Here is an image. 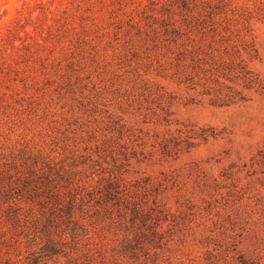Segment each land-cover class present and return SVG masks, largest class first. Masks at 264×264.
<instances>
[{
    "label": "rangeland",
    "instance_id": "1",
    "mask_svg": "<svg viewBox=\"0 0 264 264\" xmlns=\"http://www.w3.org/2000/svg\"><path fill=\"white\" fill-rule=\"evenodd\" d=\"M36 257L264 264V0H0V264Z\"/></svg>",
    "mask_w": 264,
    "mask_h": 264
},
{
    "label": "trees",
    "instance_id": "2",
    "mask_svg": "<svg viewBox=\"0 0 264 264\" xmlns=\"http://www.w3.org/2000/svg\"><path fill=\"white\" fill-rule=\"evenodd\" d=\"M116 183H113L112 186L114 187ZM45 250H50V247H47ZM39 257H36L34 260V264H38L39 263Z\"/></svg>",
    "mask_w": 264,
    "mask_h": 264
}]
</instances>
